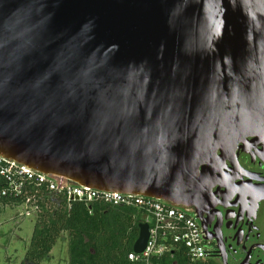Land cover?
<instances>
[{"label":"water","instance_id":"obj_1","mask_svg":"<svg viewBox=\"0 0 264 264\" xmlns=\"http://www.w3.org/2000/svg\"><path fill=\"white\" fill-rule=\"evenodd\" d=\"M255 147L264 0H0L4 160L181 208L209 240L199 207Z\"/></svg>","mask_w":264,"mask_h":264},{"label":"trees","instance_id":"obj_2","mask_svg":"<svg viewBox=\"0 0 264 264\" xmlns=\"http://www.w3.org/2000/svg\"><path fill=\"white\" fill-rule=\"evenodd\" d=\"M6 186L0 176V215L7 208L25 206L35 211L34 230L20 264H44L61 240L67 241V264H142L128 260L139 236L140 212L133 207L110 206L101 201L66 205L46 187L28 188L24 196L2 197ZM30 200L27 203V200ZM158 264H219L214 259L191 260L182 252L153 259Z\"/></svg>","mask_w":264,"mask_h":264},{"label":"built area","instance_id":"obj_3","mask_svg":"<svg viewBox=\"0 0 264 264\" xmlns=\"http://www.w3.org/2000/svg\"><path fill=\"white\" fill-rule=\"evenodd\" d=\"M0 176L6 184L1 191L2 197L24 196L28 188L46 187L51 194L60 195L68 206L74 203L101 201L110 206L137 209L141 215V224L148 226V240L143 252H132L128 255V260L133 263L158 264L154 263L153 259L174 252H182L189 259L196 261L210 259L211 249L198 220L181 208L145 197L101 193L87 188L71 187L66 183L60 184L1 157ZM29 201L28 199L27 203ZM23 215L27 216L29 212L25 210Z\"/></svg>","mask_w":264,"mask_h":264},{"label":"flooded vegetation","instance_id":"obj_4","mask_svg":"<svg viewBox=\"0 0 264 264\" xmlns=\"http://www.w3.org/2000/svg\"><path fill=\"white\" fill-rule=\"evenodd\" d=\"M260 147L237 152L238 162H226L232 183L218 182L199 214L210 259L223 264H264V162Z\"/></svg>","mask_w":264,"mask_h":264},{"label":"rangeland","instance_id":"obj_5","mask_svg":"<svg viewBox=\"0 0 264 264\" xmlns=\"http://www.w3.org/2000/svg\"><path fill=\"white\" fill-rule=\"evenodd\" d=\"M27 210L29 215L24 216ZM35 211L31 208H7L0 215V264H20L34 230ZM52 260L44 264H67L66 239L57 243L51 252Z\"/></svg>","mask_w":264,"mask_h":264}]
</instances>
